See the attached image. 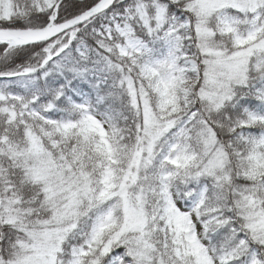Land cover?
<instances>
[{
    "label": "snow or ice",
    "instance_id": "1",
    "mask_svg": "<svg viewBox=\"0 0 264 264\" xmlns=\"http://www.w3.org/2000/svg\"><path fill=\"white\" fill-rule=\"evenodd\" d=\"M0 264H264V0H0Z\"/></svg>",
    "mask_w": 264,
    "mask_h": 264
}]
</instances>
